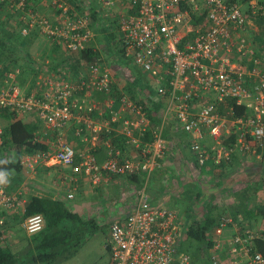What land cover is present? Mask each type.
Listing matches in <instances>:
<instances>
[{
	"label": "built area",
	"instance_id": "1",
	"mask_svg": "<svg viewBox=\"0 0 264 264\" xmlns=\"http://www.w3.org/2000/svg\"><path fill=\"white\" fill-rule=\"evenodd\" d=\"M96 2L106 11L115 10L120 2L118 32L124 55L150 80L155 94L165 98L164 113L172 115L181 132L189 137L188 147L199 168L208 161L220 167L229 163L236 153L257 160L264 155V71L253 59V48L245 42L244 34L250 22L237 3L228 0ZM0 4L20 13L24 0L14 4L11 0H0ZM58 9L52 21L29 13L27 28L32 29L36 24L40 34L75 57L93 36L89 30V13L84 10L69 17L66 7L58 6ZM256 9L264 16L260 7ZM18 73V69L10 72L0 87V109L15 108L23 116L35 114L47 130L58 133L47 151L19 156L24 172L31 174L40 164L54 162L81 171L93 184H98L102 172L114 178L137 174L146 178L157 167V160L163 154L161 129L166 119L151 131L148 118L128 95L121 93L120 99L114 100L115 82L102 58L85 65L83 75L74 83L44 71L35 77L34 91L29 95L22 94L14 84ZM94 94L106 98L97 100ZM234 106H245V114L235 115ZM105 112L109 113V120L94 119L98 117L101 121ZM78 113L90 114L82 119V124L89 133L91 148L96 146L101 134L106 143L111 142V127L119 124L126 142L134 144L139 155L119 162L110 150L98 164L90 148L80 154L75 166V150L62 132ZM147 131L152 135L150 143L143 142ZM232 135L235 136L232 144H226ZM206 138L211 142L208 148L202 144ZM107 148L110 149L109 144ZM12 157L13 154L8 156ZM7 182L6 174L0 177L1 227L19 215L23 207L19 194L7 190ZM66 198L72 199L73 194L69 192ZM43 225V218L33 215L21 223V228L31 235L42 230ZM227 227L237 229L230 217H220L213 231L217 240L213 241L212 255L223 249L218 238ZM259 232L264 233V228H244L232 235L227 242V252L233 257L231 264H264L262 256L248 248L252 240L260 238ZM181 233L177 213L164 206H151L144 184L137 190L131 212L109 224L105 247L111 264H189L188 256L179 251ZM239 254L244 261L234 259ZM212 261L216 263L214 256Z\"/></svg>",
	"mask_w": 264,
	"mask_h": 264
},
{
	"label": "trees",
	"instance_id": "2",
	"mask_svg": "<svg viewBox=\"0 0 264 264\" xmlns=\"http://www.w3.org/2000/svg\"><path fill=\"white\" fill-rule=\"evenodd\" d=\"M17 1L19 0H15L13 4ZM37 1L24 0L23 11L16 16L17 22H6V19H9L11 16L8 13L5 16V20L1 21L0 19V87L4 84L7 75L16 69L19 70V73L14 78L16 86L22 84L20 78L30 75L31 86L29 88L33 89L35 77L44 71L54 76H60L65 81L76 82L78 76L83 75L85 65L101 59L100 52L94 41L95 33L98 32L102 39L103 48L110 55V58L107 55V60H119L130 68L135 76L133 81L130 84L126 83L123 89H119L116 85H113L112 98L117 101L120 99L121 93L128 95L135 101L136 106L140 107L141 112L146 115L150 125L155 128L162 125V119L167 120L170 117L163 112L165 98L158 97L155 94L150 80L124 55L118 32V13L122 9L120 2L116 5L115 10L112 11L104 10L102 5L97 3L96 0H62L57 2V14L60 11L58 6H62L67 8L69 17H73L74 14L81 13L84 10L90 16L89 30L93 35L92 39L84 50H81L79 54L72 57L63 52L55 41L40 34L36 24L28 32L27 36L22 37L19 31H17L21 15H26L29 18V13H37L31 10ZM228 2L237 3L241 12L249 19V22L257 23L258 26L261 25L262 29L264 28V16H261L256 9L260 7L262 12H264V0H228ZM243 5L247 7L245 10L242 9ZM5 7L4 4H0V18H5L1 16L2 13L6 12ZM10 11L15 12V10ZM45 19L49 21L53 20L52 18ZM249 27L244 34L245 42L253 48V59L258 61L259 69L264 71V48L259 49V38H263L264 36L258 32L257 34H250ZM15 39H19V41L16 42ZM31 48L33 49L30 50ZM45 48L50 53L48 58L50 62L49 68L33 64L31 61V53L44 51ZM104 65L108 69V62L106 60H104ZM25 72L26 74L24 75ZM23 82H25V79ZM140 91L142 94H140ZM93 97L97 100L106 98L99 94H94ZM245 112V106H234L235 115L241 116ZM131 117L128 116V118ZM101 119L109 120V113L105 112ZM0 120L6 122V125L1 127L0 133V172L6 174L9 182L13 180L16 183V181L20 180L19 174L22 170L19 165V156L22 154L45 152L47 151V146L39 142L34 134L37 125L25 123L23 115L17 114L15 108L0 109ZM234 138V135L230 136L225 143L232 144ZM151 139L152 135L147 131L144 134L143 142L150 143ZM116 141L122 145L126 140L120 138ZM12 154L13 157L9 159L8 156H12ZM126 178L135 183L138 189L143 187L146 182L143 174L132 175ZM243 182L245 188L241 193L235 194L238 201L234 207L228 209L229 216L236 223V231L253 227L254 225H251L252 222L260 223L264 228V167L260 170L259 177L256 180H251L250 177H247ZM7 190H12L10 183ZM223 214V210L222 212L218 209H214L213 211L205 210L200 220L189 224L179 249L181 253L188 256L189 264H213V256L216 259L215 264H226L223 260L227 257L223 252L227 247L216 252L215 255L211 253L214 246L212 229L216 226L218 217ZM33 215H40L43 218V228L35 234L23 235L17 239L18 246H8L5 244L6 223L3 227L0 226V264H60L63 261L71 259L87 236L96 230L95 225L91 221L82 220L77 214L72 213L60 199L54 200L49 197L38 196L28 198L22 207V211L19 212V216L16 217V222L18 225L20 224L19 230L25 233L21 228V223ZM239 217L241 218L240 222ZM243 222L246 224H241ZM259 233L261 234L260 238L252 240L248 248L251 253H259L264 259V233ZM227 256L229 259H233L228 252ZM229 259H226V261L230 262ZM234 259L240 260L239 256H236Z\"/></svg>",
	"mask_w": 264,
	"mask_h": 264
},
{
	"label": "crops",
	"instance_id": "3",
	"mask_svg": "<svg viewBox=\"0 0 264 264\" xmlns=\"http://www.w3.org/2000/svg\"><path fill=\"white\" fill-rule=\"evenodd\" d=\"M12 1L14 2L15 0H11V2ZM59 1L62 0H38L31 10L37 12L44 18L53 19L57 14L56 4ZM117 7L119 8V6ZM5 8L6 12L2 13L1 16L5 17L8 13L12 18L11 16L9 19H6V17L0 18L1 21L6 19V22H17L18 19L16 16L19 12L15 11V14L13 11L9 12V10H13V8H9L7 5ZM246 8V5H243L242 9L245 10ZM19 18H21V20L18 22L20 25L17 31H19L22 37L27 36L28 32L31 30V28H27L29 18L26 15H21ZM257 32L264 36V28L262 29L261 25L258 26L257 23L250 22L249 33L257 34ZM15 41L18 42L19 39H15ZM259 41V49L261 50V48H264V37L259 38ZM43 45L45 46V44ZM32 49L33 48L30 50ZM47 49L45 48L44 51H39L38 53H31L32 63L49 68L50 62L48 58L50 53L47 52ZM115 61V65H123L128 68L119 60ZM127 72H130V74H126L128 75L126 77L123 73L122 75H124V78L120 80L119 74L116 73L113 75L115 85L119 89H123L126 83L130 84L135 77L130 68H128ZM25 74L26 72L24 75ZM20 79L22 84L17 86L21 93L25 95L33 93L34 88H29L31 86L30 75H25ZM24 79L25 82H23ZM140 94H142L141 91ZM88 115L90 114L78 113L62 132V135L70 142L75 150V166H77L80 161V154L91 148V143L88 141L89 133L85 131V129L83 130L82 124V119ZM94 119L99 122H103L104 120L101 119L100 121L98 117ZM23 120L25 123H28V125L32 123L33 125L36 124L37 128L34 134L37 140L44 143L47 149L51 148L58 133L47 130L34 114L24 115ZM2 122L5 126L6 122ZM154 128V126L150 125L151 131ZM80 130L83 131L80 132V135H77ZM111 130H113L111 132V142L106 143L104 137H102L104 135L101 134L102 136L99 138L96 146L91 148L92 152L95 153L96 162L101 164L110 150H112V157H116L119 162L124 159H135L136 156L139 155V150L135 148L134 144L125 141L121 145L116 141L120 138L127 140L126 137L121 134V126L119 124H114ZM162 134L164 146L163 154L159 157L157 167L153 172L148 177H144L146 180V197L151 206H164L177 213V222L182 229L181 241H183L189 224L196 220H200L205 210L213 211L214 209H218L221 212L223 210L224 214L219 216L218 219L220 217L231 218L228 209L234 207L238 201L235 194L241 193L245 188L243 182L245 178L250 177L251 180H256L259 177V172L262 167H264V155L257 160L236 153L232 161L218 168L214 167L210 161H208L205 166L199 168L188 147L189 137L181 132L172 115L164 122ZM83 138H86L87 141L85 142ZM210 143L211 142L206 138L202 144L204 147L208 148ZM108 144L110 145V149L107 148ZM116 151L119 154L116 155ZM19 178L20 180L16 181V183H14L13 180L11 182L8 181L7 187L10 183L12 190L9 191L19 194V198L23 201V205L31 196L49 197L54 200L60 199L72 213L77 214L82 220L91 221L96 228L103 226L107 231L110 223L121 219L131 212L138 190L135 183L131 180L127 178H114L103 172L101 173L99 183L93 184L90 178L85 176L83 172H75L72 167H63L54 162L40 164L31 174L21 170ZM69 192L73 194V198L68 200L66 196ZM17 216H13L14 218H10L11 220L7 221L5 224L7 231L5 232L4 239L5 244L8 246H18L19 243L17 239L23 235H27L19 230L20 224L18 225L16 222ZM240 220L241 218L239 217V222ZM241 224L246 223L243 222ZM17 225L18 227H16ZM251 225H254L250 227L253 230L263 228V225L260 223L252 222ZM236 230L237 229H233L232 227H227L222 231L218 241L221 242L223 249L227 247V242L231 239ZM212 231H214V227ZM214 240H217V238H214L213 241ZM227 251L228 248L223 252L227 257L224 258L223 261L226 264H231L226 261V259H229ZM239 259L244 261V258H242L240 254ZM230 260L231 258L229 261ZM239 264H242V262Z\"/></svg>",
	"mask_w": 264,
	"mask_h": 264
},
{
	"label": "rangeland",
	"instance_id": "4",
	"mask_svg": "<svg viewBox=\"0 0 264 264\" xmlns=\"http://www.w3.org/2000/svg\"><path fill=\"white\" fill-rule=\"evenodd\" d=\"M92 32L95 33L94 31ZM94 41L98 47L101 58L103 61L106 60L108 62L107 67L111 75L113 76L116 73L119 74V80L124 78V75H122L123 73L127 77L128 75L126 74H130V72H127L128 68L124 67L123 65L117 66L115 65V61L107 60V55L109 56L108 58H110V55L103 48L102 39L100 38V34L98 32L95 33ZM0 127H4L2 121H0ZM107 240V229L103 226L97 227L96 230L88 235L83 241L76 254L71 259L65 262L63 261L60 264H111L110 256L105 247Z\"/></svg>",
	"mask_w": 264,
	"mask_h": 264
},
{
	"label": "clouds",
	"instance_id": "5",
	"mask_svg": "<svg viewBox=\"0 0 264 264\" xmlns=\"http://www.w3.org/2000/svg\"><path fill=\"white\" fill-rule=\"evenodd\" d=\"M5 174H3V173H0V177H3Z\"/></svg>",
	"mask_w": 264,
	"mask_h": 264
}]
</instances>
